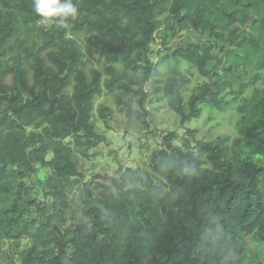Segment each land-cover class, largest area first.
I'll use <instances>...</instances> for the list:
<instances>
[{
	"label": "trees",
	"instance_id": "16d2710c",
	"mask_svg": "<svg viewBox=\"0 0 264 264\" xmlns=\"http://www.w3.org/2000/svg\"><path fill=\"white\" fill-rule=\"evenodd\" d=\"M263 1L73 0L79 16L66 23L76 40L65 27L35 29L42 17L34 0H0V181L8 165L31 172L39 164L51 171L45 186L52 201L36 205L35 246L20 252L24 264H253V241L264 246V163L239 161L232 149L244 144L264 156L261 100L237 107L232 155L210 143H198L196 151L161 149L152 166L158 183L145 171L126 170L119 180L99 185L95 195L82 189L73 196L84 220L68 234L69 252L59 234L68 186L78 175L77 155L86 157L98 139L91 120L95 96L105 92L119 112L139 120L125 95L142 72L140 85L147 81L183 118L197 115L198 102L222 109L235 99L222 95L228 87L222 80L183 104L189 79L173 68L163 77L145 58L158 16L167 13L179 28L208 31L215 39L227 31L230 39L238 7L258 9ZM256 25L264 35V12ZM212 48L188 44L174 56L206 75L216 61ZM260 65L264 71V51ZM107 111L102 107L98 114L104 119ZM5 217L0 209V238L4 226L12 231L5 232L8 237L16 227Z\"/></svg>",
	"mask_w": 264,
	"mask_h": 264
},
{
	"label": "rangeland",
	"instance_id": "374dc122",
	"mask_svg": "<svg viewBox=\"0 0 264 264\" xmlns=\"http://www.w3.org/2000/svg\"><path fill=\"white\" fill-rule=\"evenodd\" d=\"M263 6L264 1L258 4V9L250 3L245 7L239 6L233 14L237 16V22L230 27L233 30L230 39H227V31L223 32L221 38L215 39L208 31L179 28L167 13L158 16L160 25L152 34L145 58L150 67L157 68L163 77L168 68H173L189 79L188 90L181 95L183 104L186 105L190 94L199 93L206 86L212 88L215 82L222 80L228 82L222 95L226 99L235 96V99L222 109L198 102L195 105L197 115L183 118L168 107L161 93L154 91L147 81L144 80L140 85L142 72L135 76L133 85L125 95V102L139 114V120L119 112L112 97L105 92L95 96L91 120L95 124L98 139L94 146L87 149L86 157L77 155L75 160L78 175L71 178L68 186L69 207L65 211L59 234V238L64 241L65 251L71 249L67 243L68 234L78 222L84 220L80 212L81 203L73 195H78L82 189H88L95 195L99 185L107 186L113 180H119L126 170L136 173L145 171L158 183L159 177L152 166L161 149L170 146L182 151H196L198 143H210L225 148L228 155H232L229 151L234 150L239 161L252 159L257 164L264 163V156L253 154L244 144L230 150L233 139L238 137L235 129L239 117L237 107L247 103L253 106L257 101H264V71L260 65L264 35L256 25V20L264 12ZM64 27L65 35L76 39L70 25L66 23ZM34 28L49 27L40 18ZM188 44L213 47L211 54L216 61L208 64L206 75L199 74L187 62L174 56L178 47ZM140 64L144 66L146 63L141 61ZM102 107L110 111H107L104 119L98 114V109ZM185 113H188L187 108ZM50 157L49 154L46 158ZM202 158L206 161L204 156ZM50 173L45 165L37 164L31 172L8 165L7 173L0 181V209L16 227L14 237L5 235V232H12L7 231L9 227L3 228L0 264H24L20 252L35 246L31 234L35 232L40 219L36 205L52 201L49 189L45 186ZM125 185L129 186L128 183ZM23 229H26L25 233H22ZM253 244L256 249L250 255V260L253 264H264V246L258 247L255 240ZM48 248L60 256L63 262L67 261L57 253L55 245L50 244Z\"/></svg>",
	"mask_w": 264,
	"mask_h": 264
},
{
	"label": "clouds",
	"instance_id": "9594fccd",
	"mask_svg": "<svg viewBox=\"0 0 264 264\" xmlns=\"http://www.w3.org/2000/svg\"><path fill=\"white\" fill-rule=\"evenodd\" d=\"M34 11L43 18V23L48 27H64L66 21H75L79 16L73 0H34Z\"/></svg>",
	"mask_w": 264,
	"mask_h": 264
}]
</instances>
